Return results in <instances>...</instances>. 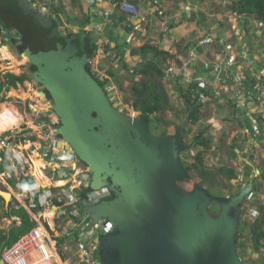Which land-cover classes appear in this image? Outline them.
Instances as JSON below:
<instances>
[{"label":"water","instance_id":"95a60500","mask_svg":"<svg viewBox=\"0 0 264 264\" xmlns=\"http://www.w3.org/2000/svg\"><path fill=\"white\" fill-rule=\"evenodd\" d=\"M12 1L35 25L58 30L38 5ZM77 54V47L67 44L41 55L29 50L21 55L35 66L42 96L54 104L60 118L56 135L89 169L90 190L111 191V199L85 209L95 222L114 224L101 238L102 264H246L236 240L240 206L254 192L253 183L232 197H217L199 186L192 191L180 187L178 180L189 178L181 159L188 148L181 136L188 122L174 135H153L146 122L112 103L88 72V57ZM0 197L9 207L12 194L0 191ZM214 204L221 206L217 216L210 211Z\"/></svg>","mask_w":264,"mask_h":264},{"label":"built area","instance_id":"2783aa9c","mask_svg":"<svg viewBox=\"0 0 264 264\" xmlns=\"http://www.w3.org/2000/svg\"><path fill=\"white\" fill-rule=\"evenodd\" d=\"M119 9L132 17L142 12L132 0H121ZM111 14L112 11H106L105 18L108 19ZM220 17L228 30L222 34L212 30L202 36L199 46L207 48L206 53L217 51L209 59L206 58L207 54L204 56L206 61L203 60L194 79L190 77L191 70L185 69L189 75L186 83L206 87L214 99L220 100L225 96L230 100V105L244 110L245 119L240 120L243 126H239L241 132L237 138L241 141H254L261 135L264 127V110L261 109L264 90L256 94L255 90L261 85V80L257 78L256 84L252 81L254 70L258 66H261L259 77L264 78V53L260 50L262 46L258 47L260 49L256 47L257 51L252 50L247 42L248 37L243 28L246 16L232 8ZM255 21L253 41L258 42L264 36V22ZM9 43L11 36L4 30L0 31V60L3 62L2 50L8 49ZM214 44L218 45L216 49L212 47ZM0 70L4 72L2 68ZM248 79L254 91L249 90L246 84ZM106 88L111 95L114 84L109 83ZM205 97L201 95V102ZM248 104L257 109L253 116L249 114V108L245 107ZM21 112L24 119L18 127L20 133L15 128L0 134V164L4 157L11 164L9 171L0 172V186L12 194L13 204L17 208H26L36 226L3 251L4 264H102L101 238L114 230V224L109 220L95 222L85 213V209L111 199V191L107 187L97 191L90 190L92 178L89 169L81 163L72 147L56 135L60 119L55 112L50 109L35 110L30 124L26 122L28 114ZM36 123L39 124L38 127ZM42 124L48 129L46 132H39ZM33 155H37L46 165L42 170L49 180L47 184L38 182L34 173ZM29 178L35 184L28 185L26 180ZM243 179V176H239L235 180L239 183L238 193L246 186ZM252 197L253 193L248 200H252ZM49 211L54 212L53 217H44ZM254 213L258 212L254 210ZM14 222L19 223L20 218L8 219L4 222L5 227L12 226Z\"/></svg>","mask_w":264,"mask_h":264},{"label":"rangeland","instance_id":"374dc122","mask_svg":"<svg viewBox=\"0 0 264 264\" xmlns=\"http://www.w3.org/2000/svg\"><path fill=\"white\" fill-rule=\"evenodd\" d=\"M12 1V0H11ZM60 1L62 0H37V3L43 5L44 3L50 6H53L55 11L52 12L49 8H41L44 14H50L53 19L59 21L62 24V32L63 34H67L69 32L77 33L80 30H88L92 29L91 25L86 22L84 19H79V25H71L69 19H77L82 18L85 13H87L88 8H61ZM66 3H70V0H64ZM178 3L182 1H186L185 8L184 5L177 6L175 8V4L172 1V8H164L167 11L162 14H157L155 18V24H149L145 30L144 36H137V40L141 42H135L137 46L139 44H151L156 46V48H163L164 52L170 54V57L167 58L166 64L161 65L166 76L163 78L162 83L167 91L168 96L172 101V107L169 111L164 114V118L172 121L174 126L170 127L168 131L171 134H175L176 130L174 129L176 125H183L186 122V102L184 99V95L178 91V86L183 88L186 92V88H189L188 81L189 75L186 74L185 69L191 70L190 77L194 79L196 76V72L201 69V65L204 63L201 61V58L206 55V58L209 59L211 54H215L217 50H213L212 52L199 54L198 49L200 48L199 44L201 43V32L208 31L209 29H213L218 34H222L221 31L228 30V28H222L219 30L218 19H221V15H225V12L232 9L234 3L238 0H176ZM6 5H10L7 1L4 3ZM91 4H96L95 2H91ZM59 5V6H58ZM65 6V5H64ZM4 8H1L0 5V14ZM73 9V10H72ZM193 11H189V10ZM86 10V11H85ZM92 14H104L106 8H91ZM161 10V9H159ZM182 12H184V17H182ZM84 13V14H83ZM194 14V16H193ZM140 15V14H139ZM139 15L133 16L136 20H139ZM204 18L206 22L207 29L201 31L198 28H195V20L200 18ZM194 20H189V19ZM152 19V18H151ZM96 20V19H95ZM188 21V22H187ZM96 23V22H95ZM234 23V22H233ZM235 25V24H234ZM98 27V26H96ZM185 27V28H184ZM97 36V31L91 30ZM133 31V29L131 30ZM139 32V31H138ZM223 32V31H222ZM140 33V32H139ZM186 33V34H185ZM100 35V43L101 49L104 51V54H101V51L97 53L95 57V62L92 64L95 71H98V74L101 78L105 77V73L103 70H114L119 73L118 80H113L112 83L115 84L113 91L111 92V100L114 102V105L123 113L128 115H133L135 117L138 116V113L135 115V111L132 108L131 104L133 101V97L131 95V87L132 85H138L145 79V76L138 75V71L140 68H144L148 63V60H140L138 59L135 63H132L131 68L135 70L136 73L133 72V75L127 72L124 67L122 70H116V66H123L122 60L118 62L116 66L112 64V59L110 57L109 52L114 53L112 49H114L116 43H118V36L116 35L117 40L115 39V43L109 41L108 44H105L107 38H109V32L102 34L98 32ZM129 33L125 34L126 39ZM137 35V33H136ZM16 36V34L14 35ZM127 36V37H126ZM133 37V36H132ZM168 38V39H166ZM110 39V38H109ZM128 39V38H127ZM166 39V40H165ZM167 43V40H173ZM111 40V39H110ZM161 42L164 44L162 45ZM188 42L195 44L198 49L194 50L193 48L186 49V45ZM44 44H40L42 46ZM202 46V45H201ZM204 47V46H203ZM261 47V46H260ZM264 47L260 49L264 53ZM10 50L16 54L15 46L10 44ZM131 58L130 49L127 50L125 54V60L128 57ZM150 57V56H149ZM133 58V57H132ZM152 58V55H151ZM137 59V57H135ZM20 64V73H17L15 69H12L13 74L15 75H23L27 74L32 76V73L29 71V62L28 59L18 58ZM206 61V60H205ZM2 62V61H1ZM0 68L7 69L11 68L10 63H1ZM114 62V60H113ZM135 64V66H133ZM19 68V67H18ZM15 71V72H14ZM136 76H135V75ZM178 79V81L175 80ZM32 80V79H31ZM128 81V82H127ZM111 83V84H112ZM121 85V86H120ZM209 85V84H208ZM41 87L40 85H35L33 81H26L23 86H19L18 89H11L8 93L4 92L0 94V105L3 103H8V109L11 113H15V117L17 118L16 128H18L23 121L19 122L21 111H25L28 114L29 119L26 121L27 124H30L33 119V113L35 110L38 111H47L50 109L51 112L53 103L50 101L49 103L42 100L35 93H40ZM14 91L19 92L18 96L12 95ZM212 91V90H211ZM213 92V91H212ZM29 94V95H28ZM262 95V94H261ZM5 100V101H3ZM42 100V101H41ZM40 102V103H39ZM202 111L201 117L197 124H190L188 121L187 126L181 133L184 144L190 147V150L187 148L181 153V159L183 163L188 166H192L195 164L197 150L195 148H191L190 146L193 142V138L198 135L199 131H201L204 127H210L209 135H212L214 138V144L210 152H208L205 156V160L203 162L202 168L205 167L211 170H218L223 167H231L236 170L239 176L244 177V181L246 184L248 179L245 175L246 165H250L255 170V178L256 182L260 185V190L258 192L253 193L252 200L246 199L244 202V212L241 214V221L238 235L241 236L242 241L244 242L245 248L243 252L245 253L242 260L246 264H261L262 259L264 258V249L260 251H256L254 249V243L252 239V225L255 220L260 215V207L264 206V179L260 176L261 171L260 167H264V127L263 131H261V135H259L255 140L252 139L249 141H241L237 138L239 131V126H243L240 120H244L243 111L239 110V112L235 109L234 106L230 105V100L226 99L225 96H222L220 100H216L210 95L202 99ZM37 107V109H36ZM245 107L249 108V114L252 116L256 112V108L252 107L251 104L246 105ZM263 107V108H262ZM261 109L264 110V104H262ZM39 108V109H38ZM246 109V108H245ZM18 110H21L20 112ZM242 113V114H241ZM23 114V113H22ZM24 115V114H23ZM22 115V116H23ZM53 115V114H52ZM246 115V114H245ZM238 116V117H237ZM24 117V116H23ZM15 118V119H16ZM31 119V120H30ZM39 124L36 123L38 127ZM29 125H24V127H28ZM41 130L39 132H46L48 129L42 124ZM167 126H162L161 129H165ZM243 129V127H241ZM6 129V128H5ZM160 129V130H161ZM4 130V129H3ZM2 130V131H3ZM23 130H25L23 128ZM239 131V132H238ZM16 132L20 133L19 128L16 129ZM38 132V133H39ZM153 135L159 136L158 132ZM36 139V138H35ZM29 141V140H28ZM31 144V143H30ZM231 144L237 145L238 156H233L231 151ZM191 178L187 181L178 182L180 187L187 191H192L196 186H201L202 181L197 177L196 169L190 172ZM243 181V182H244ZM213 184H204V187L212 195L221 197H231L235 193H238L239 183L232 181L228 183V181L222 177H217L214 180ZM228 185V186H227ZM0 191H5L3 187L0 186ZM215 191L217 193H215ZM5 202L0 200V215H3L5 208ZM257 211V214H253V211ZM211 213H215V215L220 214L221 206L214 204L210 208Z\"/></svg>","mask_w":264,"mask_h":264},{"label":"trees","instance_id":"16d2710c","mask_svg":"<svg viewBox=\"0 0 264 264\" xmlns=\"http://www.w3.org/2000/svg\"><path fill=\"white\" fill-rule=\"evenodd\" d=\"M10 5L8 7L10 8H4L6 11L5 14H0V24L2 21L4 22V26L8 27L10 29H17L19 27L18 25L21 24V18H25L28 20L27 25L32 31H35V35L37 37H42V40L40 44H44L41 47L43 48V51L41 54L46 53V51L52 50L55 48L54 45L49 43V33L47 31H44V28L41 29L38 25H35L31 18L24 15L22 11L19 9V6L16 2L6 0ZM53 7V6H52ZM234 11L238 12L240 15H244L248 18V20H244L243 28H247L246 26L249 24L250 19H256L259 21L264 22V0H238L234 3L233 7ZM53 11V9H52ZM55 11V9H54ZM9 17L10 19L5 20V17ZM83 16L82 18L77 19H71L70 24L71 25H79V19H84L89 24L95 23L96 15H89ZM89 18V19H88ZM92 19V20H91ZM53 22L56 23L58 27H61L62 24L51 18ZM219 24V30L222 28H225V26L222 24V21L218 19ZM13 30V31H14ZM213 29H209L206 34H208ZM225 29L221 31V33H224ZM10 31V30H9ZM68 38H73L72 42H75L77 49H78V57L87 56L91 62L94 61L95 57L97 56V53L100 49L99 46V38L94 35L92 31L89 30H80L77 33L69 32ZM39 37V38H40ZM255 38V36L253 37ZM35 47V46H34ZM39 47L38 49H40ZM213 49H216L218 45L214 44ZM32 47L29 45V49ZM193 48L195 50L198 49V47L188 42L186 45V49ZM201 48V47H200ZM130 49L131 56L133 57H142L144 60H148V63L143 68H140L137 70L138 75L145 76V79L142 80V82L138 85H132L131 87V95L133 97L132 101V108L135 112L138 113V118L142 119L144 122L147 123L149 131L154 134L158 132V135L160 137H166L169 135H172L168 129L172 126H174V123L172 121H169L164 118V114L170 110L172 107V101L170 97L167 94V91L162 83L163 78L166 76L163 68L161 65L166 64L167 58L170 57V54L167 52H164L163 50L157 49L154 45L146 44L140 48H134L131 44H129L128 41H125L123 43H119L116 46L115 52H118L122 58H123V64L124 69L129 73L130 72V65L127 64L124 60L125 54L127 50ZM40 51V50H38ZM122 51V52H121ZM121 52V53H120ZM40 54V55H41ZM152 55V58H151ZM150 56V57H149ZM261 69V66H258L254 70V80L252 81L254 84L257 82V78H259L261 81V85L258 89L255 90L256 94L262 93L264 90V78L259 77V71ZM88 72L97 79V81L103 86L107 87L109 83L111 82L109 79H103L99 78L98 72H96L94 69H92V66L90 65L87 68ZM108 76L112 77L113 79H118V76H116L113 72V70H107ZM133 75V74H132ZM135 75V74H134ZM136 76V75H135ZM31 76L27 74L23 75H15L13 73H7L3 75V73L0 70V94L4 92L10 91L13 89H18L19 85H24L26 81L30 80ZM176 81H178L177 78H175ZM247 86L250 91H254L253 88L250 87L251 82H249V79L246 81ZM121 86V85H120ZM178 91L183 94L186 104V121H188L190 124H197L201 117V111L203 107V103L201 102L200 98L201 95H205L206 97L213 96V94L206 89V87L202 88L197 85H192L189 88H186V92L183 88L178 86ZM5 101V100H3ZM114 104V102H112ZM235 106V105H234ZM236 107V106H235ZM239 112V108H235ZM162 126H167L165 129H161ZM179 128V125L175 126V130ZM161 129V130H160ZM209 129L210 127H204L201 131H199L198 135L193 138V142L190 146L191 148H195L197 150L196 154V162L192 166L186 165V169L189 174V178L187 179H181L180 181H187L191 178L190 172L196 169L197 177L206 184H213L214 180L217 177H222L228 181V183L235 181L239 179V174L236 172L234 168L231 167H223L218 170H211L207 169L205 167H208L207 165L202 168L201 165H203V162L205 160V156L210 150L212 149V146L214 144V138L212 135H209ZM231 151L233 153V156H238V150L236 144H231ZM190 150V147L188 148ZM10 169V162L9 160L4 157L3 163L0 165L1 171H7ZM261 171V177L264 179V167L258 168ZM255 170L252 166L246 165L245 169V175L247 176V183H253L255 192H258L260 190V185L256 182L255 178ZM26 183L28 185L35 184V181L31 178L26 180ZM202 183L201 188L204 187V184ZM215 186V185H214ZM228 186V185H227ZM214 193L213 191H211ZM210 192V193H211ZM215 193H217L215 191ZM215 195V194H214ZM218 196V195H217ZM223 197L222 195H220ZM1 201H3L2 198H0ZM13 207H10L9 210H4L3 215L0 216V221L3 218H11V216H17L21 218V224L18 225L16 222H14V226H12L9 231H4L0 229V260H2V253L5 249L9 248L10 246L14 245L23 235L31 231L35 226L36 223L31 220V217L27 210L24 208L21 209H12ZM260 215L255 220V222L252 225V239L254 243V249L256 251H260L264 249V206L260 207ZM214 216L215 213L212 212ZM237 248L238 252L241 258L244 257L245 253L243 252L245 245L244 242L241 239V236H237ZM264 262V258L261 261V264Z\"/></svg>","mask_w":264,"mask_h":264},{"label":"crops","instance_id":"0c3cea01","mask_svg":"<svg viewBox=\"0 0 264 264\" xmlns=\"http://www.w3.org/2000/svg\"><path fill=\"white\" fill-rule=\"evenodd\" d=\"M11 1V0H10ZM134 3H136V4H138V6L141 8V10H142V12H141V14L139 15V17H140V19L139 20H136L135 18H133L132 16H130V15H128V14H124V13H121V12H118V13H116L115 15H113V16H111V18H109V19H107V18H104L103 16H101V15H96V23H94L93 24V26H95L96 27V24L98 25V30H99V28H101L102 29V31H103V34L104 33H106L107 31L110 33L109 34V38L111 39H109V38H107V40L105 41V44H108L109 43V41H112L113 43H115L116 41H115V39L117 40V38H116V35L118 36V43H116V45L115 46H117L119 43H123V42H125V41H128L129 42V44H131L134 48H140V47H142V46H144V45H146V44H139L140 46H137L136 44H135V42H141V41H138L137 40V36H139V35H142V36H144V33H146L145 32V30L144 29H146L147 28V26L151 23V24H155V18L157 17L156 15L157 14H162L164 11L166 12L167 11V9H164V8H172V6H171V4H172V1L174 2V4H175V8H178L177 6H179V4H180V6L182 5H184V7L183 8H185V6H186V1L184 2V1H182V2H177L176 0H132ZM6 2V0H0V5H1V8H10V7H8V5H6V4H4ZM56 2H57V0H56ZM112 1L111 0H97V2H95L96 4H91L90 3V1L89 0H70V3H66L64 0H62V1H60V7L61 8H76V10H77V8H88L87 9V13H83L84 15L83 16H89V15H91V16H93V14L91 13V8H95V7H97V8H99V7H101V8H111L112 7V3H111ZM65 5V6H64ZM42 6V8H49L51 11H52V9H53V12H54V7H52V6H50V5H47V4H43V5H41ZM59 6V5H58ZM180 6H179V8H180ZM182 8V7H181ZM180 8V9H181ZM159 9H161V10H159ZM73 10V9H72ZM86 11V10H85ZM189 11H193V10H189ZM2 14H7L6 13V11H5V9H3V11L1 12ZM113 13V12H112ZM184 12H182V17H184ZM193 16H194V14H193ZM87 17H85V18H87ZM152 18V19H151ZM5 20H8V19H10L8 16L7 17H5L4 18ZM56 19V18H55ZM89 19V18H88ZM248 20V18L246 17V18H244V20ZM70 20V19H69ZM92 20V19H91ZM190 21L191 20H194V19H189ZM244 20H243V25H244ZM256 19H250V21H249V24L246 26L247 28H244V30H246V35H247V42H248V44H249V46H250V48L252 49V50H256L257 51V49H256V47H259V46H262V47H264V36L262 35V38H260V41H258V42H255V41H253V40H255V39H253V37L255 36H253V29H254V27H253V24L256 22L255 21ZM205 21V19L202 17V18H200V19H197V21L195 20V28H198V30L199 31H201V29H203V30H206L207 29V26H206V22H204ZM188 22V21H187ZM185 28V27H184ZM133 29V31H131ZM5 31V32H11L12 34H16V32L15 31H13L14 29H10V28H8V27H5L4 26V22L2 21V23L0 24V31ZM10 30V31H9ZM140 33H139V32ZM205 32H207V31H203V32H201V35L203 36V35H205L206 33ZM127 33H129V35H128V39L126 38V39H123V38H125V34H127ZM136 33H137V35H136ZM186 34V33H185ZM10 35V34H9ZM133 36V37H132ZM11 38H12V40H14L15 39V37H13L12 35H11ZM166 39H168V38H166ZM165 39V40H166ZM109 40V41H108ZM171 41H175V39H173V40H167L166 42L167 43H169V42H171ZM13 42V41H12ZM31 42H33V43H30L29 45L32 47L31 49H36V48H39V47H41V46H39V42H34V41H31ZM161 44L163 45L164 43L163 42H161ZM101 45V44H100ZM149 45H151V44H149ZM35 46V47H34ZM101 47V46H100ZM156 47V46H155ZM42 48V47H41ZM40 48V49H41ZM157 49H160V50H162L163 48H157ZM100 50L102 51V49L100 48ZM195 50V49H194ZM198 53L199 54H203V53H206L207 52V48H199L198 50ZM32 52V51H31ZM33 53V52H32ZM36 53H38V51H35L33 54L34 55H38V54H36ZM13 55L18 59L19 57L21 58V59H24L21 55L19 56L18 54H15V53H13ZM17 56H19V57H17ZM205 56V55H204ZM203 56V57H204ZM110 57H111V59H112V64L114 65V66H116L117 64H118V62L121 60H115L114 59V57L113 56H111L110 55ZM128 57V56H127ZM133 57V56H132ZM129 58L128 57V59H126L125 61H126V63L127 64H129L130 65V68H131V65H132V63H135V61H137L138 59H140V60H142L143 58L142 57H137V59H135V57H133V58ZM113 60H114V62H113ZM144 60V59H143ZM201 60L203 61V60H205V58H201ZM1 62V61H0ZM3 62V61H2ZM1 62V63H2ZM6 63V62H5ZM133 66H135V64L133 65ZM122 68H123V66H116V70H122ZM92 69H94L95 70V68H93V66H92ZM104 71V73H105V78L106 79H109L111 82L110 83H112L113 82V78L112 77H110V76H108V73H107V70H103ZM98 72V71H97ZM113 72H114V74L116 75V76H119V73L118 72H116V71H114L113 70ZM3 73V75H5V74H7V73H13L12 72V69L9 67V68H7V69H4V72H2ZM115 80H118V79H115ZM128 82V81H127ZM114 84V83H113ZM114 86H115V84H114ZM13 89V88H12ZM7 129V128H6ZM5 130V129H4ZM3 130V131H4ZM10 162V161H9ZM2 164V163H1ZM0 164V165H1ZM11 165V164H10ZM10 170V169H9ZM9 170H7V171H9ZM7 171H4V172H7ZM0 172L2 173L3 171H1L0 170ZM1 198V197H0ZM3 202H5L4 200H3ZM14 202H13V200H12V202L10 203V205H9V207H5L6 209L5 210H9V208L10 207H13L12 209H16V210H18V209H21V208H24V207H21V208H17L16 206H15V204H13ZM6 205V204H5ZM25 210H26V208H24ZM28 212V211H27ZM1 216V215H0ZM14 217H17V216H11V218H3L1 221H0V229L1 230H4V231H9V229L12 227V226H14V225H12V226H10V227H8V228H6L5 227V224H4V222L5 221H7L8 219H13ZM20 218V217H19ZM21 218H20V222L19 223H17L18 225H20L21 224Z\"/></svg>","mask_w":264,"mask_h":264},{"label":"flooded vegetation","instance_id":"af4514ba","mask_svg":"<svg viewBox=\"0 0 264 264\" xmlns=\"http://www.w3.org/2000/svg\"><path fill=\"white\" fill-rule=\"evenodd\" d=\"M15 2V1H14ZM30 2H32V3H34V4H36V5H38L40 8H42V6L39 4V3H37V0H30ZM18 5V4H17ZM39 8V9H40ZM20 9V8H19ZM21 11H22V13L24 14V15H26V16H28V17H30L29 15H27L22 9H20ZM42 12H43V10H41ZM49 13V11L47 12V14H44V12H43V14L48 18V19H51L52 18V16H49L50 14H48ZM31 18V17H30ZM31 21L33 22V20H32V18H31ZM27 23H28V20L27 19H25V18H21V24H19L18 26L19 27H17V29H15L14 31L16 32V36H14L15 37V39L14 40H11V43H12V46H15V48H16V54H18L19 56L23 53V52H25V51H27V50H29V51H32L33 53L35 52V51H38V50H40V51H38V53H36V54H38V55H40L41 54V52L43 51V48H41V49H38V48H36V49H29V44L30 43H33V42H31V41H34V42H41V40H42V37H37L36 35H35V31H32L30 28H29V26L27 25ZM41 28V27H40ZM41 29H43V28H41ZM101 29V28H100ZM44 31H47L48 33H49V43L50 44H52V45H54L55 46V48L54 49H52V50H49V51H53V50H57L59 47H60V45H61V47L63 46V47H66L67 46V44L68 45H70V47H73V46H76V44H75V42H72V40H74L73 38H68V34H63V33H61L62 32V30H61V28L60 27H58V30H55V29H51V30H47V29H45L44 28ZM61 38H64L65 40H66V42H63V43H61V41H60V39ZM13 41V42H12ZM39 42V43H40ZM11 43H9L8 44V49L10 50V44ZM73 45V46H72ZM33 47V46H32ZM77 47V46H76ZM11 51V50H10ZM49 51H46V52H49ZM12 52V51H11ZM79 52V51H78ZM19 56H17V57H19ZM29 71L32 73V75H33V72H34V70H35V66H33L32 64H30L29 63ZM33 83L35 84V85H40V87H41V91H44V86L42 85V84H40V83H37L35 80H33ZM172 135H174V134H172ZM238 194V193H237ZM236 195V193L234 194V195H232V196H235ZM231 196V197H232ZM245 202V201H244ZM244 202H243V204L240 206V209L242 210V213L244 212V207H245V205H244ZM216 206H217V204H215ZM219 206H220V204H219ZM239 209V210H240ZM238 213V211H234L233 212V214H237ZM241 213V214H242Z\"/></svg>","mask_w":264,"mask_h":264},{"label":"bare ground","instance_id":"6f19581e","mask_svg":"<svg viewBox=\"0 0 264 264\" xmlns=\"http://www.w3.org/2000/svg\"><path fill=\"white\" fill-rule=\"evenodd\" d=\"M2 54H3L2 56H3L4 61H7V60L11 61V64H10L11 69H15V71L18 70L16 72L20 73L19 69H20V66L22 64H20L19 60L7 48H4L2 50ZM35 94L38 97H42L44 100V97L42 96L41 93L36 92ZM12 95L18 96L19 92L14 91ZM8 106H9L8 103H3L0 105V134L7 131V130L15 129L16 125L18 124V123H16L17 118L15 117V113H11L8 109ZM36 109H37V107H36ZM23 119H24V117L21 114L19 122L23 121ZM5 128H7V129H5ZM3 129H5V130L2 131ZM31 138L35 139V137H31ZM32 162H33V167L35 169L34 173L37 176L38 182L43 183V184H47L49 182V180L46 178V176L42 170V168H44L46 165H44L43 161H41L37 155L32 156ZM53 215H54V212L49 211V212H46L44 214V217L50 218V217H53Z\"/></svg>","mask_w":264,"mask_h":264},{"label":"clouds","instance_id":"9594fccd","mask_svg":"<svg viewBox=\"0 0 264 264\" xmlns=\"http://www.w3.org/2000/svg\"><path fill=\"white\" fill-rule=\"evenodd\" d=\"M30 1V0H29ZM112 1V0H111ZM113 2V4L112 5H115V7L114 8H106V11H112L113 13L110 15V17L109 18H111V16H113V15H115L116 13H118V12H121L120 11V2H121V0H116V1H112ZM111 2V3H112ZM133 2V1H132ZM134 3V2H133ZM138 5V4H137ZM40 8V7H39ZM95 8H97V7H95ZM234 9V8H233ZM40 10H41V8H40ZM105 11V12H106ZM53 12V11H52ZM122 13V12H121ZM125 14V13H124ZM127 14V13H126ZM93 15H97V14H93ZM98 15H100V14H98ZM129 15V14H128ZM101 16H103L104 18H105V15L104 14H102ZM108 18V19H109ZM93 24L94 23H92V24H90L91 25V28L92 29H88L89 31H91V30H95V31H97V37L99 38V42L98 43H100V35L98 34V32H101L102 34H103V31H102V29H100L99 28V30H98V28L97 27H95V26H93ZM96 26H98L97 24H96ZM61 29H62V27H60ZM8 34H10V36L12 35L13 37H14V34H12L11 32H7ZM94 35H95V33H94ZM96 36V35H95ZM11 40H12V38H11ZM12 44V43H11ZM100 46V45H99ZM101 48V47H100ZM115 49H116V46L114 47V49H112V51H114V53H111V52H109V54L111 55V56H113L114 57V59L115 60H122V62H123V58H122V56L118 53V52H115ZM101 50L99 49V51L98 52H100ZM122 52V51H121ZM120 52V53H121ZM12 54H13V52H11ZM101 54H104V51L102 50L101 51ZM22 56V55H21ZM1 58V57H0ZM20 58V57H19ZM89 59V58H88ZM124 60H125V58H124ZM1 61V60H0ZM6 63H9L8 61H5ZM5 62H3V63H5ZM95 62V59H94V61L93 62H91V60L89 59V64H88V66H87V68L91 65L92 66V64ZM126 62V61H125ZM123 66H124V64H123ZM2 72V71H1ZM133 72L134 73H136L135 72V70H133V68H131L130 69V73L131 74H133ZM98 76H99V74H98ZM99 78H101L100 76H99ZM32 79V80H31ZM31 79L30 80H28V81H33L34 80V77H33V75L31 76ZM103 79H106L105 77H103L101 80H103ZM19 86H23V85H19ZM105 88V87H104ZM106 90H107V88H105ZM43 91H41L40 90V93H42ZM108 92V91H107ZM8 93V92H7ZM108 94H109V92H108ZM42 100H43V98L42 97H40ZM44 100H46V101H48V102H50L51 100L50 99H46V98H44ZM112 101V100H111ZM52 102V101H51ZM53 103V102H52ZM53 107H54V104H53V106H52V110H53ZM53 112H54V110H53ZM135 115L137 114L136 112L134 113ZM59 117V116H58ZM60 119V118H59ZM60 127V126H59ZM189 148V147H188ZM245 182V181H244ZM246 183V182H245ZM247 185V184H246ZM4 192H6V191H4ZM254 193V192H253ZM248 198H249V196H248ZM247 198V199H248Z\"/></svg>","mask_w":264,"mask_h":264}]
</instances>
